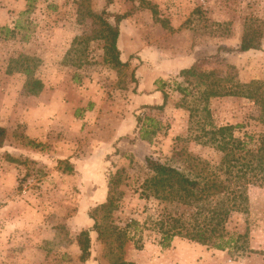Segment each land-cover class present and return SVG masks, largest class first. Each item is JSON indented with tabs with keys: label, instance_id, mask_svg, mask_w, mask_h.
Returning a JSON list of instances; mask_svg holds the SVG:
<instances>
[{
	"label": "rangeland",
	"instance_id": "rangeland-1",
	"mask_svg": "<svg viewBox=\"0 0 264 264\" xmlns=\"http://www.w3.org/2000/svg\"><path fill=\"white\" fill-rule=\"evenodd\" d=\"M124 13L127 65L114 67L100 30ZM246 34L257 46L238 51ZM192 65L194 75H180ZM26 66L43 82L37 95L24 88ZM228 88L264 94V0H0V264H264V185H247L246 210L225 224L247 235L224 250L180 235L162 247L158 221L190 227L194 209L141 195L147 157L188 174L196 159L218 164L212 129L236 126L234 137L257 146L262 105L209 94ZM137 115L158 127L151 142ZM117 171L118 208L81 262L75 237Z\"/></svg>",
	"mask_w": 264,
	"mask_h": 264
},
{
	"label": "trees",
	"instance_id": "trees-1",
	"mask_svg": "<svg viewBox=\"0 0 264 264\" xmlns=\"http://www.w3.org/2000/svg\"><path fill=\"white\" fill-rule=\"evenodd\" d=\"M154 16L156 11L153 10ZM127 16V13L115 16V25L103 21V28L100 30V37L105 41L106 60L114 67L126 66L127 63L119 58L117 37L119 35V22ZM8 30V29H6ZM249 34L242 37L238 51H247L256 48L253 39L248 38ZM195 66L183 68L180 75H194ZM26 74L24 88L33 95H37L43 88V82L31 75L29 66L23 68ZM257 84V82H254ZM252 84L247 85L248 88ZM245 91L228 88L225 91H211L212 96L241 95L246 98H255L256 102L262 105V123L264 124V94H250ZM164 95V101H165ZM147 108H163L160 105H144ZM146 118V117H145ZM141 115L136 117V128L139 138L151 142L156 135L158 127L155 124L151 127L145 122ZM236 126L225 125L212 129L210 143L214 144L222 157L218 164L211 165L209 162L196 159L197 164H189L188 167L194 171L192 174L185 173L179 168L164 164L150 157L146 158L149 170L152 172L144 184L145 189L141 195L146 198L154 197L159 201L176 202L194 209L191 214L192 223L185 227L181 217L167 216L170 223L160 219L159 231L161 232L162 247H169L173 237L180 235L197 243L206 244L217 250H224L236 246L240 239L247 235V231L229 232L225 224L233 212L245 211L247 194L246 188L249 183L264 185V132L262 133L257 146L254 149L247 148V142L242 141L233 135ZM6 136V128L0 126V147H2ZM26 138V137H25ZM31 147H40L42 143L33 139L25 141ZM247 156V160L241 161ZM195 159V158H194ZM194 165V166H192ZM195 169H192V168ZM250 173L251 176L246 175ZM123 177L117 171L110 175L106 200L92 207L88 216L92 220V226L82 228L75 237L79 248L78 260L84 262L91 255V232L95 231L97 237L105 238L108 220L111 213L118 208V196L115 194ZM247 229V228H246ZM245 229V230H246ZM121 239V234L117 232ZM123 239H121V244ZM120 246V245H119ZM241 246V245H240ZM119 264H126L121 262Z\"/></svg>",
	"mask_w": 264,
	"mask_h": 264
},
{
	"label": "built area",
	"instance_id": "built-area-1",
	"mask_svg": "<svg viewBox=\"0 0 264 264\" xmlns=\"http://www.w3.org/2000/svg\"><path fill=\"white\" fill-rule=\"evenodd\" d=\"M221 264H236L232 259H227L225 262Z\"/></svg>",
	"mask_w": 264,
	"mask_h": 264
}]
</instances>
